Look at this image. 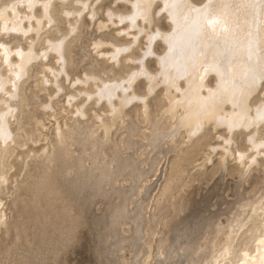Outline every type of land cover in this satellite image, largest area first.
<instances>
[{
    "label": "rangeland",
    "instance_id": "rangeland-1",
    "mask_svg": "<svg viewBox=\"0 0 264 264\" xmlns=\"http://www.w3.org/2000/svg\"><path fill=\"white\" fill-rule=\"evenodd\" d=\"M19 1L0 0V8ZM81 1L52 0L51 22L44 19L38 34L32 31L36 20L26 19L30 10L18 5L27 34L0 30V53L3 45L12 52L33 46L40 56L15 88L0 55V74L10 80L0 92V111L15 109L8 118L12 137L0 141V264L250 262L264 241V148L256 157L251 131L230 136L213 122L190 138L179 120L182 110L169 112L166 87L149 93L145 77L128 94L146 102L132 101L119 118L105 101L89 100L85 94L103 82L122 81L140 69L148 42L144 33L134 44L137 30L117 18L110 22L108 11L127 14L128 3L91 0L78 16ZM160 10L158 2L147 32L170 30ZM32 13L42 19L43 7L37 4ZM63 38L62 67L55 53L42 56L50 42ZM129 45L117 62L109 59L114 46ZM153 50L144 64L158 74L162 40ZM10 60L16 63L17 55ZM263 97L264 85L252 107ZM113 102L118 106L119 98ZM257 133L264 140V124ZM229 138L232 155L223 149ZM240 153L246 154L242 162Z\"/></svg>",
    "mask_w": 264,
    "mask_h": 264
},
{
    "label": "bare ground",
    "instance_id": "bare-ground-1",
    "mask_svg": "<svg viewBox=\"0 0 264 264\" xmlns=\"http://www.w3.org/2000/svg\"><path fill=\"white\" fill-rule=\"evenodd\" d=\"M51 1L21 0L11 6L0 8V30L27 34L28 31L22 26L23 18L26 16L22 17L18 11V5H24L31 13L30 18L26 19L36 20L37 26L33 27L32 31L38 34L44 19L48 24L51 22L49 16ZM122 1L131 6V11L127 14L108 11L107 16L112 24H115L114 19L117 18L120 23H128L129 29L137 30L135 35H131L134 44L142 34H147L148 43L141 61L139 60L140 69L122 81L103 82L94 94H85L87 98L90 100L94 97L99 102L105 101L110 107L111 115L119 118L123 109L132 101L146 102L145 98L128 94L134 82L139 77H145L149 81V93H153L160 84L166 87L170 100L169 112L175 115L179 109L182 110L183 115L179 116V120L181 125L183 123L187 127L190 138L197 136L209 122H213L217 127L226 128L230 136L238 130L251 131L249 143L252 150L256 151V157L259 156L261 149L264 148V140H258L257 137L259 127L264 124V99L255 107H252L251 99L264 85V0H205L200 4L193 0ZM90 2L91 0L81 1L80 11L75 13L81 16V11L89 9ZM158 2L161 4L160 12L166 15L171 28L167 32L160 29L147 32L144 25L147 24L149 29L151 28L153 10ZM37 4L43 7L42 19L34 17L32 13ZM94 16L92 12L91 18ZM75 28L72 27L71 31ZM124 32L130 35L129 30ZM157 39L162 40L165 51L162 55H157L158 74H151L144 61L148 56L155 54L153 45ZM65 40L66 38H63L50 42L47 52L44 51L42 57L48 55L49 51L53 52L63 67ZM100 46L98 43L95 49H99ZM130 48V45L114 46V51L108 54V57L117 62L119 56ZM13 54L18 57L14 64L10 60ZM0 55L11 68L10 73L14 81L12 86L15 88L24 77L28 65L40 57L34 52L33 46L26 51L19 48L12 52L8 46L3 45ZM58 72L59 75L62 73ZM211 76L215 80L214 87L207 83ZM9 83L10 80L0 74V92L6 91ZM15 94L16 92L11 94V98H15ZM115 97L119 98L118 106L113 102ZM14 110L7 105L5 111H0V141L3 143L12 137L8 118ZM77 114L83 116V109H77ZM103 125L108 128L106 123ZM224 140L226 146H223V149L227 154H231L228 147L232 140L231 138ZM245 155L238 154L240 162L244 160ZM255 160L253 158L251 162ZM244 264H264V241L258 256L250 262L246 260Z\"/></svg>",
    "mask_w": 264,
    "mask_h": 264
}]
</instances>
